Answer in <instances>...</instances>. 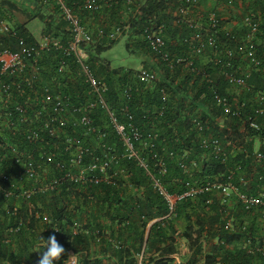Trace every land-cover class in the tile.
Here are the masks:
<instances>
[{
	"label": "built area",
	"instance_id": "2783aa9c",
	"mask_svg": "<svg viewBox=\"0 0 264 264\" xmlns=\"http://www.w3.org/2000/svg\"><path fill=\"white\" fill-rule=\"evenodd\" d=\"M112 1L115 5L118 2ZM123 1L131 17L125 16L110 32H104L100 28L93 31L91 23L109 0H40L42 7L66 23L68 38L40 35L29 45L19 40L20 48L16 51L0 50L1 196L5 202L15 199L30 203L38 195L56 192L65 183L78 187L109 184V169L117 162L115 155H109V145L105 143L110 124L123 144V157L136 161L167 203L168 214L153 224L163 225L171 220L177 202L208 194L204 205L209 208L216 200L221 208L224 232L243 234L236 247L264 264V140L253 136L264 130V0H216L217 8L203 16L195 12L204 0H177L174 9L168 8L172 24H184L192 29L181 41L184 50L180 54L173 55L167 48L163 23L152 29L146 27L142 32V40L151 55L169 71L181 67L191 75L190 83L197 78L212 84L211 104L217 115L212 117L207 107L196 108L189 114V121L200 140V148L223 165V171L213 179L185 182V190L179 195L167 193L153 173L155 169L150 168L141 154L143 149H148L157 173H165L167 161L156 149L158 135L141 131L130 122L127 127L118 123L105 99L107 84L97 79L87 64L85 46L94 45L96 39H119L129 32L130 20L141 14L140 0ZM83 14L88 18H83ZM228 21L233 24L231 28L225 26ZM92 27L95 29L96 25ZM7 32L8 24L0 20V33ZM50 51L61 52L63 57L57 59L58 55L52 56ZM46 56L50 61L47 64L55 66L54 72L47 69ZM203 56L207 58L206 65L215 68V76L197 64V58ZM68 58L78 66L74 72L68 70ZM78 79L86 86L89 99L80 100L78 95L69 94ZM136 79L148 86L156 82L157 76L151 69L141 68ZM256 79L261 84L259 88L251 83ZM160 95L163 102L169 98L167 89L161 88ZM97 107L106 118L103 128L96 127L91 116L92 109ZM120 111L131 121L127 108L121 107ZM213 121L219 126L215 136ZM225 122L228 126L223 129ZM229 123L236 124L237 129L232 130ZM86 139L93 146L84 143ZM164 154L174 157L172 152L164 151ZM187 155L185 151L177 166L192 176L200 167L196 161L188 163ZM205 155L202 161L209 162ZM6 206V216H15ZM235 215L240 222H236ZM33 216L38 219L40 213ZM20 226L18 223L17 227L0 230V242L10 245L11 236L20 234ZM77 228L74 224L75 232ZM215 247H218L216 241L208 246L203 243L197 253L191 246L182 248L181 252L175 249L165 255L166 262H157L158 253L148 255L146 248H142L135 256L136 264H206L204 258ZM68 258L61 257V263L65 264ZM78 264L82 263L78 260ZM209 264L227 263L215 256Z\"/></svg>",
	"mask_w": 264,
	"mask_h": 264
},
{
	"label": "trees",
	"instance_id": "16d2710c",
	"mask_svg": "<svg viewBox=\"0 0 264 264\" xmlns=\"http://www.w3.org/2000/svg\"><path fill=\"white\" fill-rule=\"evenodd\" d=\"M34 1L37 8L32 11L21 8L10 0L0 1V20L9 26V32L0 33V50L4 48L12 51L18 50L20 48L19 40H23L27 45L36 42L37 38L27 28L28 22L33 18L45 22L40 35L62 36L64 40L68 38L66 23L56 13H48L47 9L40 5V0ZM142 3L141 14L136 19L130 20V30L126 33L134 39L132 41L134 49L137 50L138 47H142L148 54H151L146 43L142 40V32L146 27L152 29L163 23L165 25L163 39L167 48L173 55L180 54L184 50L181 41L189 35L192 29L184 24L177 26L172 24V16L168 12V8L174 9L177 0H144ZM17 12L26 16L28 20L22 23L14 22L13 15ZM125 16L131 17V14L126 12L124 1L118 0L115 5L114 1L109 0V4L103 6L100 13H96L91 23V29L95 31L100 28L104 32H110L113 25L119 24ZM82 17L88 18L86 14H83ZM104 17L108 19L106 20ZM54 23H56L55 26ZM92 25H96L95 29ZM262 28L264 29V26ZM117 42L118 39H96L94 45L85 46L87 64L94 76L107 84L108 92L105 99L109 104V110L117 116L118 123L127 127L128 122H130L141 131L155 132L158 135L156 149L159 150L160 156L162 155L167 161L165 173L163 175L157 173L154 167L155 162L148 149H143L141 153L150 168L155 169L153 173L157 179L170 195L182 194L185 190L184 184L187 181L193 183L195 180L213 179L223 171V165L200 148V140L191 129L189 121V114L196 108L207 107L211 110L212 117L217 115V110L211 104L212 91H210V86L212 84L197 78L190 83L191 75L186 74L185 69L177 67L171 72L159 62L156 69L144 67L154 71L157 76L156 82L145 86L136 79L137 71L111 70L107 63H102L99 59L98 56L101 52L111 48ZM54 52L48 53L52 56L58 55L57 59L63 57L61 52ZM47 57L44 59L46 64L50 62ZM67 62L69 71L77 70L78 66L73 59L68 58ZM197 64L207 74L215 76L216 71L211 64L204 65L200 63L198 58ZM47 69L54 72L55 66L47 64ZM60 75L66 80L64 74ZM78 80L75 86L70 87L72 91L69 94L78 95L80 100L89 99L86 86L80 79ZM219 81L218 79L217 84ZM251 83H254L257 88L261 86L257 79L252 80ZM161 88L167 89L169 92V98L166 102L161 100ZM193 90L194 92L191 93ZM121 107L127 108V113L132 117L131 121H128L126 114L120 111ZM202 115L205 116V114ZM91 116L95 120L94 125L96 127L103 128V124H107L104 112L100 108L92 109ZM212 123L214 136L218 135L219 126L214 124V121ZM229 125L232 130L237 129L236 124L229 123ZM226 126H228L227 122L222 126L223 129ZM74 129L78 131L79 128ZM107 132L108 136L105 138V143L109 145V155H115L117 158V162L113 163L109 169V184L101 182L78 187L65 183L56 192L38 195L30 203L19 200L22 207L17 208L11 206V201L5 202L0 194V230L17 227L18 223H21L20 234L11 236L15 242L12 246L3 245L0 242V264H37L39 256L44 251L43 248H37V244L47 240L53 234L65 250L69 249L79 254V261L82 264H102L101 257L91 256L92 242L105 244L107 248H101V250L104 254L106 251H111L112 255L114 254L117 258L116 264H136L135 256L142 249L143 238L140 229L143 233L148 220L167 215L168 206L166 201L154 190L150 178L136 161L123 157V144L110 124L107 127ZM254 134L253 136L264 140V130ZM224 140L227 141L228 138ZM84 143L93 146V142L91 144L88 139ZM136 147L138 146L136 145ZM164 151L166 153L172 152L174 157L168 158ZM185 151H188V163L193 160L200 167L198 173L193 172L192 176L183 173L177 166L179 158ZM204 153H206L205 156L209 162L202 161L205 159ZM128 186L137 189V192L128 195ZM139 188H143V191L139 192ZM207 198L208 194L177 202L171 220L163 223V225L162 223L152 225L147 239L150 247L146 245V250H150L159 244H165L159 252L160 257L157 262H166L165 255L175 251L174 236L186 238L195 253L200 252L203 243H212L216 239L218 247L213 248L212 254H208L204 258L206 264L211 263L214 257L220 253L222 260L227 264H261L253 255H249L236 247L244 235L224 232L221 208L216 200L211 207L205 206L204 202ZM5 205L15 212V216H6ZM95 209L102 216L87 214L88 211L92 212ZM44 210L50 213L51 217L50 222L46 225L40 223L33 216L35 212L40 213ZM106 213L109 214V238H106V234L102 233L98 222L100 218L108 217L105 216ZM235 214H238V210L235 211ZM237 216L235 215V217ZM84 220L86 223L83 228L91 229L92 236H74L78 233L73 235L71 232L70 226L73 225V221L83 222ZM179 220L186 222V226L181 232L177 231L174 226L175 222ZM236 222H240L239 216ZM39 230H47V234H42ZM31 231H38V235L37 232ZM136 233L137 237L133 238ZM132 238L140 241L139 248L130 249L125 245L126 241ZM227 246L232 249L227 248ZM34 253H36L35 258L33 257ZM61 261L59 259L54 264H62Z\"/></svg>",
	"mask_w": 264,
	"mask_h": 264
},
{
	"label": "crops",
	"instance_id": "0c3cea01",
	"mask_svg": "<svg viewBox=\"0 0 264 264\" xmlns=\"http://www.w3.org/2000/svg\"><path fill=\"white\" fill-rule=\"evenodd\" d=\"M10 1L11 2H14V0H10ZM31 2L33 4H35L36 5V8H37V4H36V2L34 0H17V3L18 4L16 2H14V3H16V5H18L19 7H21V5L24 6V7H21V8L29 9L30 10L32 8V6H33L31 4ZM217 6H218V2L216 0H204L200 4V6L196 9V12L195 13H198L199 12V14H206L208 11H211L213 9H216ZM47 12L50 13L48 10H47ZM41 23H42V27H43L45 25V22L42 21ZM232 25L233 24L231 22H225V26L226 27L231 28ZM42 27H41V29H42ZM133 49H134V47H133ZM147 59H148V61H145L144 62L145 63L144 66H146V67H154L156 69L157 68V65H156L157 62H156V64L154 62L157 61V60L154 57H152V58L150 57V59L149 58H147ZM199 60H200V63L206 65V63H207L206 56L201 57ZM138 191L139 192L143 191V188H139ZM135 192H137V189H134V188H130L129 187L127 194L128 195H133ZM10 204H11V206H13L15 208L22 207V203L19 200H14L13 199V200H11ZM90 213L91 214H94V215H100V216H102V214L99 213L96 209L95 210H92V212L91 211H88L87 212L88 215H90ZM105 216H108V217L107 218H100V220H98V222H99V224L101 226L102 233L103 234L105 233L106 234L105 237L106 238H109V236H108L109 235V214L106 213ZM50 219H51L50 213H48L46 210L40 212V218H38V220H39L40 223L46 225V224H48L50 222ZM158 219H159L158 217H155V218H152V219L148 220V223L146 224L143 233H142V230L140 229L141 235H142V238H143V240H142V246H141L142 248H146V245H147V247H150L148 245L149 242L147 243V239H148V236L150 234V229H151V227L153 225V221L158 220ZM83 222L82 221L81 222L80 221H73V225L70 226L71 232H72L73 235L76 234V233H78L77 235H74V236H78V235L92 236L91 229L88 230L87 228H85V229L83 228L84 227V224L86 223V220H84ZM74 224H77L78 225V228H77L78 230H76V232L74 230ZM34 232H37L36 234L38 235V231H33V233ZM39 232H41L42 234H47V230H39ZM135 237H137V233L133 236V238H135ZM133 238L132 239H129L128 241H126V244L125 245L127 247H130V249L133 248V247L139 248L140 241L139 240H136V239H133ZM164 245H162V244L156 245L154 248H152L150 250L147 249L146 252H147L148 255H152L154 253L160 254L159 252H160V250L162 249V247ZM206 245L208 246V243H206ZM101 248H107V247L105 246V244H102V243L101 244H97V243H93L92 242L91 243V248H90V253L92 254L91 256L92 257H101L100 259L102 261V264H116L117 258L115 257V255L114 254L112 255L111 251L110 252L109 251H106L105 254H104V252L101 250ZM75 254L78 255V260H79L80 259L79 258L80 257L79 254L78 253H75V252H73L72 250H69V249H66L65 250V254H63L62 257L64 258V257H68L69 255H75ZM33 257L34 258L36 257V253L33 254ZM216 257H221L222 258V254L220 253ZM32 260H33V258H32Z\"/></svg>",
	"mask_w": 264,
	"mask_h": 264
},
{
	"label": "rangeland",
	"instance_id": "374dc122",
	"mask_svg": "<svg viewBox=\"0 0 264 264\" xmlns=\"http://www.w3.org/2000/svg\"><path fill=\"white\" fill-rule=\"evenodd\" d=\"M14 2L17 3V0H14ZM142 2H144V0H140L141 5L143 4ZM31 4L33 6L30 10L32 11L36 8V5L33 4L32 2ZM21 7L24 6L21 5ZM13 20L14 22L18 21L22 23V22H26L28 19L26 16L17 12L16 14L13 15ZM41 27H42V23L37 18L31 19L27 24L28 30L35 38H39ZM132 41H134V39L128 36V34L123 35L118 39V42L116 44L111 46V48L101 52L100 55L98 56L99 59L101 60L102 63L104 62L107 63L111 70L126 69V70L137 71L141 68H144L145 67L144 62L148 61L147 58L150 59V57L152 58L153 56L148 54V52H146V50H144L142 47H138L137 50L133 49L134 43H132ZM154 63L156 65L159 64L158 61H155ZM174 226L177 231L181 232L186 226V222L184 220H179L175 222ZM215 240L216 239H214V241H212L210 245H214ZM14 243H15L14 239H11L10 245L12 246V244ZM174 246L176 250H179V252H181L182 248L189 246V241L186 238L180 236H174ZM162 248H164V246Z\"/></svg>",
	"mask_w": 264,
	"mask_h": 264
},
{
	"label": "clouds",
	"instance_id": "9594fccd",
	"mask_svg": "<svg viewBox=\"0 0 264 264\" xmlns=\"http://www.w3.org/2000/svg\"><path fill=\"white\" fill-rule=\"evenodd\" d=\"M36 247L44 249L38 258L37 264H54L55 261H58L65 254V248L58 242L54 234L49 236L47 240L37 244ZM65 264H78V255H69Z\"/></svg>",
	"mask_w": 264,
	"mask_h": 264
}]
</instances>
